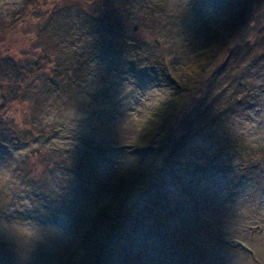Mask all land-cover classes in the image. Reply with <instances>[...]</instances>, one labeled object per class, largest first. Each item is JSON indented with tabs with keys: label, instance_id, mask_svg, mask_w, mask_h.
Masks as SVG:
<instances>
[{
	"label": "rangeland",
	"instance_id": "obj_1",
	"mask_svg": "<svg viewBox=\"0 0 264 264\" xmlns=\"http://www.w3.org/2000/svg\"><path fill=\"white\" fill-rule=\"evenodd\" d=\"M32 1L0 0V23ZM71 3L41 38L85 49L82 86L21 105L26 132L0 108V264H264V163L221 148L198 94L161 152L134 147L208 50L220 62L203 91L264 147V0Z\"/></svg>",
	"mask_w": 264,
	"mask_h": 264
},
{
	"label": "trees",
	"instance_id": "obj_2",
	"mask_svg": "<svg viewBox=\"0 0 264 264\" xmlns=\"http://www.w3.org/2000/svg\"><path fill=\"white\" fill-rule=\"evenodd\" d=\"M71 1L33 0L23 8L20 16L0 23V108L5 114L4 119L16 123L14 126L20 132H26L29 122L34 119L33 115L28 117L25 113H19V118L15 117L21 111V105L32 109L48 87H62L74 93L82 86V68L85 64L81 56L86 54L85 49L72 46L70 50H65L63 39L66 38L58 33L50 37L51 41L44 39V45L41 38L43 31L46 32L47 23L54 24L56 29L63 27L57 16L70 9ZM87 1L104 4V0ZM241 6H244V2ZM212 51L200 54L189 68L183 67L173 74L172 92L142 131L141 138L134 146L137 151L161 152L166 146V139L174 134L183 110L188 109V101L198 94L196 98L202 99L204 105L196 107L197 118L211 127L221 148L230 157L242 158L248 163L246 165L264 163V147L254 148L245 143L241 135L231 133L223 124L224 107H220L217 99H210L209 94L203 91L220 62V55L215 56ZM176 153V148H172L168 155L173 158Z\"/></svg>",
	"mask_w": 264,
	"mask_h": 264
},
{
	"label": "water",
	"instance_id": "obj_3",
	"mask_svg": "<svg viewBox=\"0 0 264 264\" xmlns=\"http://www.w3.org/2000/svg\"><path fill=\"white\" fill-rule=\"evenodd\" d=\"M261 22L264 23V10L261 12ZM255 23H256V18H254V24ZM254 24L248 28L247 33L250 32Z\"/></svg>",
	"mask_w": 264,
	"mask_h": 264
}]
</instances>
